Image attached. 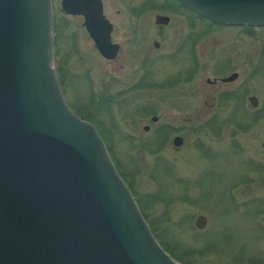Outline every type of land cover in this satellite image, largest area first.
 I'll return each mask as SVG.
<instances>
[{
  "label": "rangeland",
  "instance_id": "obj_1",
  "mask_svg": "<svg viewBox=\"0 0 264 264\" xmlns=\"http://www.w3.org/2000/svg\"><path fill=\"white\" fill-rule=\"evenodd\" d=\"M163 6V0H105L106 16L128 33L114 70L94 49L83 19L66 15L61 0H53L54 60L67 104L99 129L119 174L174 260L264 264V29H259L264 27L216 31L200 45L207 49L205 71L189 83L187 52L157 63L156 57L181 38L205 31L203 20L196 15L192 22ZM156 15L169 16L171 24L157 27ZM143 24L139 37L130 33ZM141 55H150L145 72ZM223 70L239 72L237 85L242 83L243 95L256 96L257 109L247 103L210 109L204 103L206 79ZM144 74L152 84H178L169 91L134 90ZM235 112L238 120L232 123ZM214 115L221 120L215 131L199 129ZM176 136L183 139L179 147ZM199 216L208 221L202 230L195 225Z\"/></svg>",
  "mask_w": 264,
  "mask_h": 264
},
{
  "label": "water",
  "instance_id": "obj_2",
  "mask_svg": "<svg viewBox=\"0 0 264 264\" xmlns=\"http://www.w3.org/2000/svg\"><path fill=\"white\" fill-rule=\"evenodd\" d=\"M177 1L213 23L264 27V0ZM61 9L115 55L102 0ZM54 42L52 0H0V264H183L156 239L96 127L68 106Z\"/></svg>",
  "mask_w": 264,
  "mask_h": 264
},
{
  "label": "flooded vegetation",
  "instance_id": "obj_3",
  "mask_svg": "<svg viewBox=\"0 0 264 264\" xmlns=\"http://www.w3.org/2000/svg\"><path fill=\"white\" fill-rule=\"evenodd\" d=\"M62 2V0H61ZM52 4H53V0H52ZM163 8L165 10H167L170 13H181L184 14L186 17H188L192 22L194 21V16H196L197 14H195L194 12H192L191 10H189L188 8H186L185 6H183L180 2H178L177 0H163ZM102 5H103V10H104V15L106 17V19L108 20V24L110 25V33H109V39H110V43L115 49V55L111 58V59H107L104 56H102L100 54V52L98 51L95 43H94V39L90 37L91 42L93 44L94 49L96 50V52L99 54V56L108 64L112 67V69H116L118 67H120V60L121 57H123L124 54V46L120 43V41L125 40L128 36V33L126 32H122L120 31L118 25H116L113 20L111 18H108L106 16L105 13V0H102ZM143 11H140L137 15V18L140 19L143 17ZM69 16V15H68ZM157 16H162V17H167L169 19V22L167 24L164 23H157ZM198 16V15H197ZM74 17H80V16H74ZM199 18H201L203 20V26L201 27L202 29H204L205 31H203L202 33L197 34L196 36H191V34L189 36L183 37L181 38L178 43L175 45V47H173L171 49V51L168 53H164L161 55H157L156 57V63L157 62H162V61H166L167 59H175L176 57H178L179 54L183 53V52H187L189 55L190 59V64L192 65L190 73L188 78H186V82L189 83H193L194 80V76L197 72H201L202 69H206L207 67V59L206 57V53H207V49L205 47H200V45L202 44V42H204L207 38H209L211 35L215 34L216 31L218 30H224V29H243V28H247V29H255V28H251L250 26H228V25H222V24H217V23H213L210 22L209 20H206L200 16H198ZM82 18V17H81ZM84 21V18H82ZM84 24V23H83ZM141 24V23H140ZM171 24V19L169 16H164V15H156L155 16V25L157 27H167ZM135 25V24H134ZM190 29L194 30V26L193 23H190ZM259 29H264V28H259ZM144 30V24L142 26L137 25L135 26V28L133 29V31L131 30V34H134L136 37H139L141 32H143ZM88 33V32H87ZM153 46L160 50L162 47L160 45V43L158 41H155L153 43ZM114 51V50H112ZM150 56V55H149ZM147 55H144L142 57H140V67L142 68V70L145 72L146 66L148 65V63L150 62V58ZM202 57H204V59L202 60ZM152 59V57H151ZM202 60V61H201ZM152 62H154L152 60ZM123 67V66H122ZM226 69L230 68V65L225 66ZM236 76L235 78L231 79L230 78L232 76ZM240 77L239 72H237V70L234 71H230L229 73H225L223 70V73L217 76H214L212 79L211 78H207L206 79V85L205 88L208 89L207 94L205 95L206 101L204 102L206 105L209 106L210 109H215L218 107H228V108H244L245 103L248 104L249 107L253 108V109H257L259 107V101L256 98V96L249 94L248 92H246L244 95L242 93V88L243 85L242 83L237 85V81ZM147 80V76L146 74H144L141 78V80L139 81V84L137 83L133 89H142L143 91H147L148 89H159V90H163V89H169V88H173L174 86L176 87L178 84L177 80L171 81V82H167L165 84H152L146 81ZM169 91V90H167ZM251 98H256L257 99V104L256 106H254V104L251 102ZM96 102H94V106H95ZM235 116L232 119H230L229 121L232 123L237 122L238 118L236 117V112L234 113ZM261 118H255L253 119V124H256L257 122H260ZM221 123V120L219 118H217L216 115H214L212 117V119H209L208 121H206V123L202 124L199 129H203L206 127V129L208 131L213 130L215 131L216 127H218V125ZM145 131H149L150 128L149 127H145L144 128ZM161 130V129H160ZM222 130V129H221ZM178 137V136H176ZM175 137V138H176ZM174 142V139H173ZM254 163H252L253 165Z\"/></svg>",
  "mask_w": 264,
  "mask_h": 264
},
{
  "label": "trees",
  "instance_id": "obj_4",
  "mask_svg": "<svg viewBox=\"0 0 264 264\" xmlns=\"http://www.w3.org/2000/svg\"><path fill=\"white\" fill-rule=\"evenodd\" d=\"M107 147H108V145H107ZM108 150H109V153H110V155H111V157H112V159H113V161H114V163H115V160H114V158H113V155H112V153H111V150H110V147H108ZM116 165V164H115ZM117 167V166H116ZM127 183V185L129 186V188H130V185L128 184V182H126ZM131 189V188H130ZM131 191H132V189H131ZM133 192V191H132ZM144 215V214H143ZM144 217H145V215H144ZM145 219L147 220V218L145 217ZM148 221V220H147ZM149 223V222H148ZM151 227V226H150ZM153 231V230H152ZM154 233V232H153ZM154 235H155V233H154ZM156 237V236H155ZM156 239H157V237H156ZM159 241V240H158ZM167 251V250H166ZM168 252V251H167ZM174 256V255H173ZM174 258H175V256H174Z\"/></svg>",
  "mask_w": 264,
  "mask_h": 264
}]
</instances>
